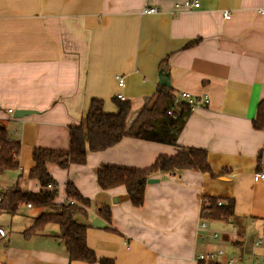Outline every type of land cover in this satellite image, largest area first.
<instances>
[{
  "label": "crops",
  "instance_id": "obj_1",
  "mask_svg": "<svg viewBox=\"0 0 264 264\" xmlns=\"http://www.w3.org/2000/svg\"><path fill=\"white\" fill-rule=\"evenodd\" d=\"M183 1L0 0V127L20 145L18 168L0 175V195L13 185L30 193L53 189L27 177L32 151L67 150L69 128L91 99L114 114L121 94L130 125L160 87L174 97L186 92L201 104L186 116L175 145L123 137L88 151L84 164H47L57 195L48 208L66 202L71 183L89 201L85 215L75 217L86 226L87 247L114 264H200L198 256L207 254L214 258L204 261L213 264H264V180L253 178L264 171V129L253 127L264 100V0H198L191 11L174 6ZM160 73L168 86L158 83ZM8 109L31 113L14 118ZM186 148L205 150L215 176L155 173L140 206L122 186L97 185L101 165L145 169ZM206 197L232 199L233 215L202 218ZM33 209L0 213V264H98L70 261L56 225L24 237L46 212Z\"/></svg>",
  "mask_w": 264,
  "mask_h": 264
},
{
  "label": "trees",
  "instance_id": "obj_2",
  "mask_svg": "<svg viewBox=\"0 0 264 264\" xmlns=\"http://www.w3.org/2000/svg\"><path fill=\"white\" fill-rule=\"evenodd\" d=\"M117 112L108 114L103 111L101 99L93 98L80 123L69 128V147L67 150L34 148L32 151L33 166L26 175L42 187L38 193L22 191L17 185L4 190L0 195V213L13 215L22 206L48 208L55 205L57 197L55 182L47 171V164H56L67 168L71 164H84L88 151H102L123 137L138 138L146 141L176 144V138L184 120L190 112L184 103H175L174 96L160 87L153 94L135 119L127 125L130 105L127 101L114 99ZM253 127L264 129V100L258 103ZM20 145L8 139L6 130L0 127V175L18 168ZM207 172L215 176L206 162V151L199 148H186L172 156H159L145 169L123 168L112 165H101L96 170V182L101 190L122 186L127 199L134 206H140L144 198L147 179L155 173H168L179 170ZM66 202L57 210L46 211L34 218L33 223L24 232V237H31L53 224L58 228L59 240L63 243L70 261L87 263L114 264L112 259L98 257L85 242L86 226L75 220L77 215H85L89 201L83 198L76 188L67 183L65 186ZM218 201L220 204H218ZM233 200L206 197L202 201L200 215L204 219L225 221L233 215ZM200 264H213L200 261Z\"/></svg>",
  "mask_w": 264,
  "mask_h": 264
},
{
  "label": "built area",
  "instance_id": "obj_3",
  "mask_svg": "<svg viewBox=\"0 0 264 264\" xmlns=\"http://www.w3.org/2000/svg\"><path fill=\"white\" fill-rule=\"evenodd\" d=\"M174 6L177 9L191 11V10L198 9L200 4H199L198 0H185L181 3H176ZM145 11L147 13H154V12H156V9L154 7H148ZM223 15L226 19H228L230 17V15L227 11H224ZM116 81H117V85L119 87H122L124 85V77L123 76H119V75L116 76ZM116 98L120 99V98H122V95L116 94ZM204 101H206V98H204ZM174 102L186 104L189 107V110H193L194 108H197L201 104L200 99H196L186 92H181L178 96L174 97ZM7 113L12 115V110L8 109ZM253 178H254V180H264V171L255 172L253 175ZM218 204H220L219 201H218ZM199 227L200 228L205 227L204 223L200 222ZM0 235L1 236L5 235L4 230L2 228H0ZM214 237H215V235H214ZM259 244H260V240H258L256 242V245H259ZM213 258H214V254H207V255H199L198 256L199 260L212 261ZM226 264H236V263H234L232 260H229Z\"/></svg>",
  "mask_w": 264,
  "mask_h": 264
},
{
  "label": "water",
  "instance_id": "obj_4",
  "mask_svg": "<svg viewBox=\"0 0 264 264\" xmlns=\"http://www.w3.org/2000/svg\"><path fill=\"white\" fill-rule=\"evenodd\" d=\"M159 84H161L162 86H168V76L167 75H164L162 73L159 74V81H158ZM31 111L29 110H23V109H17L13 112L12 116L14 118H21L27 114H30ZM158 179L156 178H149L147 179V183H153V182H157Z\"/></svg>",
  "mask_w": 264,
  "mask_h": 264
},
{
  "label": "rangeland",
  "instance_id": "obj_5",
  "mask_svg": "<svg viewBox=\"0 0 264 264\" xmlns=\"http://www.w3.org/2000/svg\"><path fill=\"white\" fill-rule=\"evenodd\" d=\"M38 209H39V208H34L33 211L36 212V210H38ZM51 209H52V208H46V209H43V211H51ZM54 210H57V208L54 209ZM79 217H80V216L77 215V218H79Z\"/></svg>",
  "mask_w": 264,
  "mask_h": 264
}]
</instances>
